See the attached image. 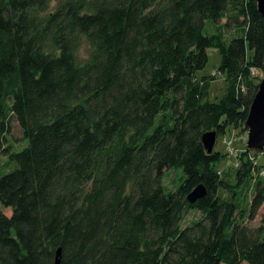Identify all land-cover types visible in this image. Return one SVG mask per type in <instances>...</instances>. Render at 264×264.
I'll return each instance as SVG.
<instances>
[{"label":"trees","instance_id":"trees-1","mask_svg":"<svg viewBox=\"0 0 264 264\" xmlns=\"http://www.w3.org/2000/svg\"><path fill=\"white\" fill-rule=\"evenodd\" d=\"M210 48L227 81L214 101ZM257 70L256 0H0V264H55L59 248L61 264H264V210L246 222L264 206V151L237 147L228 178V150L202 138L246 135Z\"/></svg>","mask_w":264,"mask_h":264},{"label":"rangeland","instance_id":"rangeland-1","mask_svg":"<svg viewBox=\"0 0 264 264\" xmlns=\"http://www.w3.org/2000/svg\"><path fill=\"white\" fill-rule=\"evenodd\" d=\"M225 20L226 19H223L222 21H225ZM210 30L216 31L217 26L215 24H211ZM225 34H226L225 35L226 40L229 41L233 37V34H235V30H226ZM249 51H250V55H253L252 50H249ZM79 54L81 55L82 58L88 57L89 54H88V45L87 44H84L81 47ZM209 55H210L209 56L210 61L207 64V66L204 69H202V71H200V74L208 73V74L213 75V74L217 73L216 78L212 81V86H211L210 92H209L210 93V100L214 101V100L221 99V97L224 95V93H225L224 90H225V87L227 85V81H226V74L223 73L221 70H219V66L221 64L222 59H221V54L218 51V49L210 48L209 49ZM257 74L260 76V78H262L264 75V72L261 70H257ZM227 135H232L235 137V143L237 145L236 147H239L240 149L245 148L244 147L245 143L247 144V141H248L247 133L245 135V134L241 133L240 129H238L235 131L234 130L228 131L226 136ZM224 136L225 135L219 136V138L216 142L215 148L226 152L228 150V148L226 147V137H224ZM246 136H247V139H245ZM11 138H12L13 143L16 147L21 148L24 146L25 137H24L23 131L21 129V126L17 120H15L13 122V130L11 132ZM257 157H258L257 158L258 164L259 163L261 164L262 162H264V153H261ZM225 159L226 160H224L223 162H221L219 164V170H222L224 172V174L227 175L228 178H233L234 171H235V169H233V166L235 164V160L229 156L226 157ZM5 160H6V158L0 159V161H1L0 166L2 163L5 162ZM179 175H180V172L178 170H173L172 175L166 179V184H168L171 188H175L174 180H175V178H177V176L179 177ZM223 192L226 195L228 194V192H226V191H223ZM246 195H247L246 193L243 194L242 199H244V197ZM250 198H252V191L249 192V199ZM0 209H2L5 213L12 214L11 207L7 208L1 201H0ZM263 210H264V206H263L262 210L259 212L260 214L256 218H254L253 220L248 219L246 222L248 224H250L251 226L259 225ZM187 216L188 217L186 218L185 222L183 223L184 225H186L192 219L196 218L198 216V213H196L195 211H191ZM242 264H250V263H248L247 261H244Z\"/></svg>","mask_w":264,"mask_h":264},{"label":"water","instance_id":"water-1","mask_svg":"<svg viewBox=\"0 0 264 264\" xmlns=\"http://www.w3.org/2000/svg\"><path fill=\"white\" fill-rule=\"evenodd\" d=\"M258 2V10L264 17V0H256ZM258 93L253 100L250 107L248 118L245 122L247 130L248 141L246 146L253 153H261L264 151V75L261 78ZM218 133L216 130L205 131L202 138L204 146L209 152L215 150V145L218 140ZM207 196V188L201 183L196 186L194 190L189 193L188 199L191 203H196L198 199ZM62 249L59 248L56 252L55 264H61Z\"/></svg>","mask_w":264,"mask_h":264},{"label":"built area","instance_id":"built-area-1","mask_svg":"<svg viewBox=\"0 0 264 264\" xmlns=\"http://www.w3.org/2000/svg\"><path fill=\"white\" fill-rule=\"evenodd\" d=\"M233 140H234V136H227L226 137V147L228 148L229 157L236 158L235 166H239V160H237V157L240 153V149L234 146ZM260 174L264 175V167L261 168Z\"/></svg>","mask_w":264,"mask_h":264}]
</instances>
